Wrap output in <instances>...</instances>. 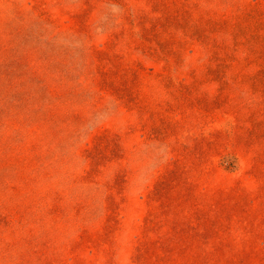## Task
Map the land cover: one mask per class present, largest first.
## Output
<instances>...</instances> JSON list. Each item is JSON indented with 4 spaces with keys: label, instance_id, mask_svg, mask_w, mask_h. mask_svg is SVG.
<instances>
[{
    "label": "rangeland",
    "instance_id": "374dc122",
    "mask_svg": "<svg viewBox=\"0 0 264 264\" xmlns=\"http://www.w3.org/2000/svg\"><path fill=\"white\" fill-rule=\"evenodd\" d=\"M0 264H264V0H0Z\"/></svg>",
    "mask_w": 264,
    "mask_h": 264
}]
</instances>
